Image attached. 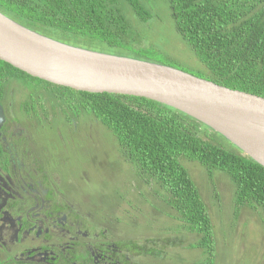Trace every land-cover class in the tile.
Wrapping results in <instances>:
<instances>
[{
  "label": "trees",
  "instance_id": "trees-1",
  "mask_svg": "<svg viewBox=\"0 0 264 264\" xmlns=\"http://www.w3.org/2000/svg\"><path fill=\"white\" fill-rule=\"evenodd\" d=\"M167 5L174 32L200 68L180 65L148 43L156 20L141 0H0V13L72 46L158 63L264 98V0H167ZM17 79L44 86L33 91L25 88L30 94L20 107L26 111L33 107L29 117L65 118L74 111L79 117L95 119L114 136L123 160L134 173L132 183L138 188L140 182L173 213L166 215L178 225L166 231L194 235L186 249L200 252L196 264L215 263L216 239L206 206L182 161L202 167L213 191L212 171L223 173L233 188V216L237 218L247 209L264 223V168L204 125L148 99L74 91L30 77L2 61L1 106L6 103L4 94ZM47 96L57 104L51 113L44 102H38ZM11 109L12 105L8 119H15ZM148 241L146 257L166 254L161 248L148 247L156 244L154 239ZM166 242L174 244L171 239Z\"/></svg>",
  "mask_w": 264,
  "mask_h": 264
},
{
  "label": "rangeland",
  "instance_id": "rangeland-1",
  "mask_svg": "<svg viewBox=\"0 0 264 264\" xmlns=\"http://www.w3.org/2000/svg\"><path fill=\"white\" fill-rule=\"evenodd\" d=\"M141 1L147 9L153 11L156 20L153 31L148 34V43L160 48L180 65L200 68L199 62L186 50L188 48L180 42L172 28L167 0ZM12 88L4 94L5 105L13 99V116L15 119H23V112L19 111L21 102L29 96V90L44 86L17 79L12 81ZM38 102H44L49 113L57 106L50 96ZM67 121L72 125L70 128L66 125ZM44 127L46 129L40 133L46 134L47 138L56 143L59 157L65 161V172L78 185V192L104 213L111 215L113 209L115 218L122 221L119 227L124 235L144 241L154 239L156 244L148 247L161 248L166 253L161 255L156 252V258L147 256L148 264H196L201 260L199 251L186 249L187 244L195 239L194 235L166 231L178 225L177 221L166 215L171 213V216L173 213L150 196L140 182L138 188L132 183L134 173L131 167L123 160L114 136L101 124L89 116L79 117L74 111H69L65 118L61 115L53 116L50 125L44 123ZM58 133L63 139H70V143L61 144ZM182 163L196 185L210 217L216 239L214 264H264V223L261 217L243 209L235 218L233 188L228 178L219 171H212L213 191L202 167L196 163ZM167 239L174 241V244L166 242Z\"/></svg>",
  "mask_w": 264,
  "mask_h": 264
},
{
  "label": "flooded vegetation",
  "instance_id": "flooded-vegetation-1",
  "mask_svg": "<svg viewBox=\"0 0 264 264\" xmlns=\"http://www.w3.org/2000/svg\"><path fill=\"white\" fill-rule=\"evenodd\" d=\"M12 103L1 106L0 264H145L149 241L124 235L112 207L110 215L93 205L65 172L56 143L40 133L51 119L29 117L32 106L8 119Z\"/></svg>",
  "mask_w": 264,
  "mask_h": 264
},
{
  "label": "water",
  "instance_id": "water-1",
  "mask_svg": "<svg viewBox=\"0 0 264 264\" xmlns=\"http://www.w3.org/2000/svg\"><path fill=\"white\" fill-rule=\"evenodd\" d=\"M0 61L74 91L140 97L162 104L220 135L264 168V98L158 63L72 46L2 13ZM4 119L0 105V126Z\"/></svg>",
  "mask_w": 264,
  "mask_h": 264
},
{
  "label": "clouds",
  "instance_id": "clouds-1",
  "mask_svg": "<svg viewBox=\"0 0 264 264\" xmlns=\"http://www.w3.org/2000/svg\"><path fill=\"white\" fill-rule=\"evenodd\" d=\"M3 109V108H2ZM5 118V117H4Z\"/></svg>",
  "mask_w": 264,
  "mask_h": 264
}]
</instances>
